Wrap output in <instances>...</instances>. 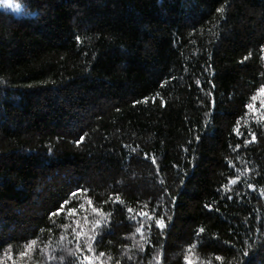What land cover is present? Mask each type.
I'll use <instances>...</instances> for the list:
<instances>
[{
    "label": "trees",
    "instance_id": "trees-1",
    "mask_svg": "<svg viewBox=\"0 0 264 264\" xmlns=\"http://www.w3.org/2000/svg\"><path fill=\"white\" fill-rule=\"evenodd\" d=\"M31 7L0 15V264H264V0Z\"/></svg>",
    "mask_w": 264,
    "mask_h": 264
},
{
    "label": "clouds",
    "instance_id": "clouds-1",
    "mask_svg": "<svg viewBox=\"0 0 264 264\" xmlns=\"http://www.w3.org/2000/svg\"><path fill=\"white\" fill-rule=\"evenodd\" d=\"M7 14L17 19H37L39 13L32 11L31 0H0V15Z\"/></svg>",
    "mask_w": 264,
    "mask_h": 264
},
{
    "label": "snow or ice",
    "instance_id": "snow-or-ice-1",
    "mask_svg": "<svg viewBox=\"0 0 264 264\" xmlns=\"http://www.w3.org/2000/svg\"><path fill=\"white\" fill-rule=\"evenodd\" d=\"M78 39H79V38H78ZM197 83H199V81H197ZM260 96H261V97H264V89H261V90H260ZM252 99L255 101V100H257V97H256V96H253ZM148 102H149V101H148L147 98L144 99V101H143V103H145V104L148 103ZM137 103H139V101H138ZM246 107H247L248 109L253 110V111L256 110L254 104H252V103L247 104ZM236 132H237V135L240 134V133H239V129H237ZM252 139H253V141H255L256 137L253 135ZM153 162H154V161H153ZM233 183H235V181H233ZM73 195H76V194L73 193ZM119 202H120V199H119V197H117V203H119ZM89 203H91V201H89ZM94 210H95L97 213H100V212L102 211V209H99V208H96V209H94ZM76 211H77V210H76L75 208H72V209H71V213H75ZM127 212H128V213H132V212H133V209H132V208H128V209H127ZM53 215H55V213H53ZM139 215H141V216L144 217V218H148V217H149V212L144 211V212L139 213ZM96 223L99 224L100 221H97ZM156 224H157L160 228H163V227H165V220H164V219H158V220H156ZM199 232H200V233H203V232H204V228H200V229H199ZM81 235H83V233H81ZM89 251H91V244L89 245ZM101 255H102V254H101ZM85 260L88 261V264H94L95 257H94V256H85ZM188 264H193V261L189 259V260H188Z\"/></svg>",
    "mask_w": 264,
    "mask_h": 264
}]
</instances>
